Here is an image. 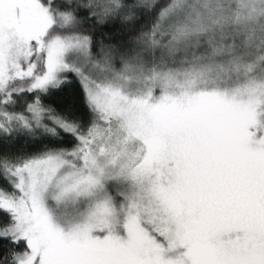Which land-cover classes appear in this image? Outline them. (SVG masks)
Returning a JSON list of instances; mask_svg holds the SVG:
<instances>
[{"label": "snow or ice", "instance_id": "1", "mask_svg": "<svg viewBox=\"0 0 264 264\" xmlns=\"http://www.w3.org/2000/svg\"><path fill=\"white\" fill-rule=\"evenodd\" d=\"M0 264H264V0H0Z\"/></svg>", "mask_w": 264, "mask_h": 264}]
</instances>
